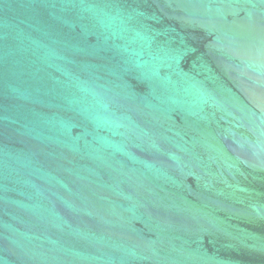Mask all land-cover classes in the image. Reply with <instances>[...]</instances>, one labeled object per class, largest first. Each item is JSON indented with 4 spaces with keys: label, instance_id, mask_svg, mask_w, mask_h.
<instances>
[{
    "label": "water",
    "instance_id": "1",
    "mask_svg": "<svg viewBox=\"0 0 264 264\" xmlns=\"http://www.w3.org/2000/svg\"><path fill=\"white\" fill-rule=\"evenodd\" d=\"M0 264H264V0H0Z\"/></svg>",
    "mask_w": 264,
    "mask_h": 264
}]
</instances>
